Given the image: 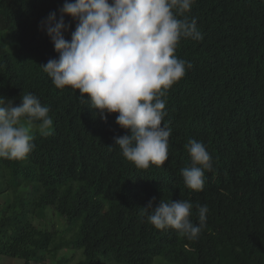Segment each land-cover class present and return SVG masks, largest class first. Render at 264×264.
Listing matches in <instances>:
<instances>
[{
  "label": "trees",
  "instance_id": "1",
  "mask_svg": "<svg viewBox=\"0 0 264 264\" xmlns=\"http://www.w3.org/2000/svg\"><path fill=\"white\" fill-rule=\"evenodd\" d=\"M64 3L0 0V96L16 106L32 93L53 121L46 134H31L35 148L25 159H0V198L8 195L0 256L67 264L56 258L71 249L79 264H153L157 257L164 264H264V0H194L185 15L203 39L177 46L175 55L191 68L162 97L172 129L168 159L147 169L115 146L114 137L130 135L115 123L118 113L106 122L94 116L79 90L56 88L40 67L58 58L41 21ZM64 19L70 40L75 22ZM189 139L212 157L202 191L186 188L180 174L191 164ZM153 197L192 202L194 225L198 206L207 205L198 237L151 225L142 207ZM48 211L64 220L63 230L35 224Z\"/></svg>",
  "mask_w": 264,
  "mask_h": 264
},
{
  "label": "clouds",
  "instance_id": "2",
  "mask_svg": "<svg viewBox=\"0 0 264 264\" xmlns=\"http://www.w3.org/2000/svg\"><path fill=\"white\" fill-rule=\"evenodd\" d=\"M194 0H65L41 21L58 58L40 65L58 89L79 90L78 99L94 109V116L115 123L130 135L114 137L121 154L138 169L162 165L168 159L172 129L165 123L167 91L185 76L191 64L175 55L182 39L200 41L195 18L189 19ZM75 22L71 39L65 38ZM87 97V98H85ZM21 103L0 96V159L23 160L35 148L31 125L51 127L50 109L32 93ZM22 120L24 122H22ZM163 125V126H162ZM46 134V133H45ZM191 164L180 169L184 186L202 191L205 171L213 168L205 145L189 139L185 145ZM155 203V207L153 204ZM148 222L156 229L172 228L182 237L196 239L206 223L207 205L198 206L199 224L190 219L188 200L156 202L146 207Z\"/></svg>",
  "mask_w": 264,
  "mask_h": 264
},
{
  "label": "rangeland",
  "instance_id": "3",
  "mask_svg": "<svg viewBox=\"0 0 264 264\" xmlns=\"http://www.w3.org/2000/svg\"><path fill=\"white\" fill-rule=\"evenodd\" d=\"M24 122V121H22ZM51 128L41 131V129L39 128V125H31V134L33 133H46L50 130ZM26 193V190H20L19 191V195H24ZM8 199V195L4 194L1 198H0V207L1 204ZM35 224L40 227V228H49L51 227L52 224H55L58 226L59 230H63L65 228V223L64 220L62 218H58L56 215L53 214L52 211H48L46 214V217L43 221H36ZM61 258H67L69 259L67 261V264H79L80 260H81V255L79 252L71 250V249H66V250H62L56 260H59ZM54 260V263L55 261ZM44 262H50L49 259H44ZM0 264H24V260L20 259V258H12V257H8V256H0ZM31 264H37V263H32ZM153 264H164V261L162 260V258L157 257L155 258Z\"/></svg>",
  "mask_w": 264,
  "mask_h": 264
}]
</instances>
